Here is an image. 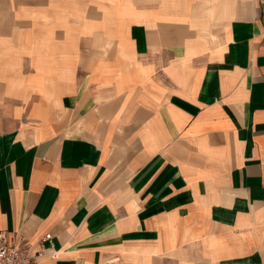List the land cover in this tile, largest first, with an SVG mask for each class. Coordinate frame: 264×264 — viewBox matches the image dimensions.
Wrapping results in <instances>:
<instances>
[{
  "label": "crops",
  "instance_id": "0c3cea01",
  "mask_svg": "<svg viewBox=\"0 0 264 264\" xmlns=\"http://www.w3.org/2000/svg\"><path fill=\"white\" fill-rule=\"evenodd\" d=\"M0 231L37 264H264V0H0Z\"/></svg>",
  "mask_w": 264,
  "mask_h": 264
},
{
  "label": "built area",
  "instance_id": "2783aa9c",
  "mask_svg": "<svg viewBox=\"0 0 264 264\" xmlns=\"http://www.w3.org/2000/svg\"><path fill=\"white\" fill-rule=\"evenodd\" d=\"M50 238L49 234L44 236V240ZM41 254L42 251L32 255L22 239L16 235L8 237L5 232L0 231V264H37L36 257Z\"/></svg>",
  "mask_w": 264,
  "mask_h": 264
},
{
  "label": "rangeland",
  "instance_id": "374dc122",
  "mask_svg": "<svg viewBox=\"0 0 264 264\" xmlns=\"http://www.w3.org/2000/svg\"><path fill=\"white\" fill-rule=\"evenodd\" d=\"M18 67H19V65H18ZM21 70V69H20Z\"/></svg>",
  "mask_w": 264,
  "mask_h": 264
}]
</instances>
